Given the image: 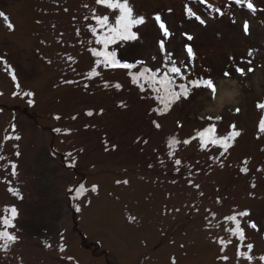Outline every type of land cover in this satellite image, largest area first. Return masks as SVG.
Masks as SVG:
<instances>
[{
    "label": "rangeland",
    "instance_id": "374dc122",
    "mask_svg": "<svg viewBox=\"0 0 264 264\" xmlns=\"http://www.w3.org/2000/svg\"><path fill=\"white\" fill-rule=\"evenodd\" d=\"M251 2L254 11L247 0H128L146 21L133 29L139 39L105 49L93 14L114 15L96 0H0L14 25L0 18V231L17 237L0 240V264H264V109L256 107L264 102V0ZM156 15L172 33L164 52ZM93 49L143 63L105 66ZM173 62L187 77L176 84L203 77L220 85L226 70L255 71L234 74L232 96L210 103L196 90L161 115L153 86L133 84L129 72L162 78ZM231 125L241 135L224 152L209 140ZM213 126L202 145L199 134ZM4 217L14 226L5 229ZM237 224L243 241L229 231ZM248 243L251 262L238 255Z\"/></svg>",
    "mask_w": 264,
    "mask_h": 264
},
{
    "label": "snow or ice",
    "instance_id": "6c2138e0",
    "mask_svg": "<svg viewBox=\"0 0 264 264\" xmlns=\"http://www.w3.org/2000/svg\"><path fill=\"white\" fill-rule=\"evenodd\" d=\"M202 2H206V0H202ZM236 3H242V0H236ZM96 4L101 5L105 7L106 9L110 10L111 13L114 15V21H110L109 15H103V16H97L95 13L94 18L97 21V24L100 26V29H104L103 36L104 38L102 40L97 39L96 43L97 44H103L104 48L107 49L110 44L116 43L118 41H123V42H135L139 39V33L137 31H134V28H137L140 25H143L146 21L142 16H135L132 7L129 5L128 0H96ZM87 7V5H85ZM246 7L250 11L255 10V5L251 2V0H247ZM186 14L189 17H195L197 21L201 25L205 24V20L201 19L199 16H197L191 8H186ZM219 12V10H217ZM0 18H2L5 22L6 27L9 28V30H14V25L9 21L8 16L0 12ZM87 19V17H85ZM154 21L156 25L158 26V29L161 33L162 38L158 40V45L159 49L164 52L165 51V40L169 39L172 35V33L169 31L168 27L164 23V21L161 19L159 15H156L154 17ZM235 23V21H233ZM93 33V35L98 34V29L97 28H92L90 29ZM243 32L245 35H249V24L247 21L244 22L243 24ZM185 37L188 40H191L192 37L188 35L187 33H184ZM186 51L188 53V56L191 58H194V53L191 48V46L186 45ZM93 55L99 57L103 56L104 57V62L105 66H110L113 68L119 67V68H124V69H132L136 67L137 63H143V62H136V63H129V62H121L119 59H117V54L115 52H100L95 49L92 50ZM253 54V50L248 51V56L251 57ZM100 61H97V64H99ZM248 65L252 64V60H247L245 61ZM255 71V68L249 66L247 69L236 66L233 71H224L223 72V78H224V83L217 85L212 78H199L198 80H189L187 84L185 83H180L176 84L175 83V77L179 76L181 80H186L187 77L182 73L181 69L177 66H175V63L173 62L172 66L168 69V72L163 75V77H159L154 73L152 69L144 68L142 69L138 76L137 75H132L131 72H129V75L132 77V83L133 84H138L139 79L143 78L145 81L153 86V91L157 93L156 99L159 100L160 104L163 106L162 109H160V114H166L167 111H169L172 107V105L181 102L182 100L186 101L189 99V97L193 94L194 91L200 90V91H206L210 93V103H215L217 100L218 95L223 93L224 95L227 96H232L235 93L234 92H229L228 89L231 87V84L228 83V81L232 80L234 74L238 75L240 77H246L250 73H253ZM171 73L172 75H169ZM147 74V75H146ZM92 75H99L98 72L93 70ZM13 80H15V76L13 75L12 77ZM141 87V90H143V85H139ZM19 87V85H17ZM116 89H120L121 85L116 84L115 85ZM25 95H32V93H25ZM31 103V101H30ZM123 106V105H121ZM256 107L258 109H264V102H258L256 104ZM155 111V110H154ZM240 109L236 108L235 112L239 113ZM93 113L88 112L87 115L91 116ZM59 118V117H57ZM202 119H205L202 117ZM208 120H216L220 121L223 119L222 116H208L206 117ZM155 127L160 128L161 125L157 122L154 121ZM232 131L222 137V138H217L215 136L211 137L209 142L213 145H219L220 147L223 148L224 152L228 151V148L232 146V143L234 142L236 137H239L241 133L236 130L235 125L230 126ZM214 126L206 128L203 132H201L199 135L201 137V143L203 145V137L205 133H211L214 132ZM59 131V130H57ZM259 132L264 133V117H262L259 121ZM11 138V137H8ZM259 138V137H258ZM16 139H19L17 136ZM146 142V141H145ZM171 143H179V141H176L173 139L170 141ZM185 144L189 143V141H184ZM223 154V153H222ZM0 159H3V157H0ZM175 163L179 165L181 163L180 160H176ZM246 164L247 161H244ZM13 168V175H15V165H12ZM242 171L247 172V168H243ZM124 183H127V181H124ZM198 188L199 185H196ZM95 190V188L93 189ZM11 213L13 216L16 214V209L12 208ZM240 215H250L247 212L241 213ZM131 219V218H130ZM227 220H232L235 221L236 217H227ZM2 224L7 228H11L14 225H12L11 221L7 218L4 217L2 219ZM252 229H257V224L256 222H251L249 225ZM229 231H232L234 235H238L240 240H244V233L243 230L239 228V224L236 225V229H229ZM0 240H5L8 243H14L17 240V237L10 234L9 231L4 230L0 231ZM7 243L5 244V249L7 248ZM253 245L251 243H248L246 245L247 252H238V255L242 256L243 258L247 259L249 262L253 260V256L250 254L253 249ZM226 259V257H225ZM259 260L264 262V256H260ZM174 264V262H173Z\"/></svg>",
    "mask_w": 264,
    "mask_h": 264
}]
</instances>
